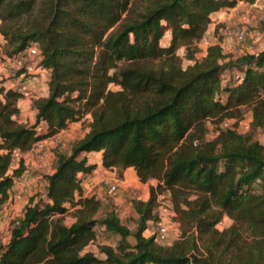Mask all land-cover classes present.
Here are the masks:
<instances>
[{"label":"trees","instance_id":"obj_1","mask_svg":"<svg viewBox=\"0 0 264 264\" xmlns=\"http://www.w3.org/2000/svg\"><path fill=\"white\" fill-rule=\"evenodd\" d=\"M235 4L0 0L5 58L36 46L37 65L48 71L46 95L30 103L32 124L18 121L21 95L0 76V206L25 171L22 159L11 168L13 149L28 151L84 113L91 117L70 153L56 156L44 197L28 200L0 244V264H264V146L254 137L264 132V49L233 59L217 41L185 69L176 55L184 47L194 60L188 48L202 39L212 14ZM168 31L169 44L161 46ZM156 60L162 66L154 70L148 64ZM230 68L240 78L222 84ZM247 111L248 131L220 128L223 120L237 126ZM207 120L216 126L210 140ZM91 152L119 177L132 168L141 183L156 181L146 201L132 202L133 230L113 211L95 217L100 201L81 187L96 168L84 155ZM164 192L181 229L167 247L143 236L147 222L157 220L155 201ZM70 208L74 219L67 225ZM223 218L230 224L218 230ZM97 226L117 238L115 247H100L101 256L85 251Z\"/></svg>","mask_w":264,"mask_h":264},{"label":"rangeland","instance_id":"obj_2","mask_svg":"<svg viewBox=\"0 0 264 264\" xmlns=\"http://www.w3.org/2000/svg\"><path fill=\"white\" fill-rule=\"evenodd\" d=\"M241 1L244 2L243 0ZM238 7H241V5ZM226 14H229V12L226 11ZM256 20H258V18H255V21ZM250 21L251 19L247 22L239 21L232 24V26L230 25V22H227V24L223 22V24H219V26H216L214 29L211 26L207 27L202 39L198 42L192 43L188 48V50L194 52V60L187 57L188 52L184 47H181L176 51V55L180 58L181 67L185 69L186 67L192 65L194 61H200L203 59L206 55L207 44L214 41H219L225 55H230L233 59L244 55L246 50L244 49L243 43H245L248 39L249 33L254 30V26L251 25L252 22ZM242 26L246 28V39L244 42L239 43L235 40L233 33L237 28ZM212 35L215 40L212 39ZM228 37H231V43L225 41ZM169 40L170 32L168 31L165 32L160 41V45L168 46ZM3 45L4 40L0 36V76L5 74L4 80L6 81V88L14 89L18 86L20 79H18V74H16L14 68H12L11 63L9 64L8 62H5L6 55L3 51ZM238 45H240V47ZM233 46H236L235 50L232 49ZM29 59L28 55L25 56V60ZM148 66L157 70L162 66V62L156 60L149 63ZM235 75H240V73L235 68H230L221 77V83H228V80L234 79ZM45 77L46 74L41 73L37 76H31L26 79V83L32 93V99L43 95ZM109 88L113 91L119 90L118 87L112 85H110ZM31 101H29V104L26 103L28 101H22V103L25 104H23V108L21 109V115L18 120L19 122H27L28 124H32L34 122V116L32 115L30 109ZM243 119V124L246 123V125H248L250 123L251 117L248 111L244 114ZM90 121V114L87 112L84 113L78 121L70 123L66 130L55 135L54 138L46 139V143L40 152L34 151L31 148L25 159L21 157V159L23 161L25 160L26 163L25 171L21 177L15 180V185L13 186L14 191L12 190L13 192L19 193L21 198L7 201L0 206V244L7 240V232H9L10 228L16 225L17 221L20 220L24 206L28 203V200L32 199L35 201L38 198L44 197V177L52 171L56 156L58 154L67 155L70 153L71 145L75 141L81 139L89 131ZM205 126L207 128V139L210 140L215 135V121L207 120L205 122ZM243 131L244 129L239 130L240 133H243ZM254 137L261 145L264 146V132L258 130L254 133ZM92 157H94V155ZM113 179L123 181V185L120 186L119 191L114 196L106 197L104 195L106 185L103 181H112ZM155 184L156 181L153 180L147 182L146 184L141 183L132 170H130V172L126 175L122 174L121 177L117 175L115 170L112 172V175H108L107 173L103 174L101 172L93 176H87V178L82 181L81 187L83 193H86L87 195H95L99 199L100 210L95 215L99 221L104 218L106 213L113 211L124 225L133 230L136 225L137 215L132 208V202L146 201L149 197L148 187ZM154 211L162 215L164 218V225L168 232H166L163 238H161L160 234L156 230V226L152 223V221H149L146 224V231L143 233V236L150 237L151 233L155 232L153 236L157 237L155 242L158 245L163 247L170 246L174 241L180 238L181 229L168 193L164 192L157 196ZM172 214H174V216ZM73 219V210L70 208L64 214V222L68 225L73 221ZM229 224V220L227 218H223L216 225V228L218 230H222ZM116 239L115 235L107 233L104 230L97 231L95 232L94 241L86 247L85 251L101 256L100 247H115ZM129 241L132 242L133 239L130 238Z\"/></svg>","mask_w":264,"mask_h":264},{"label":"built area","instance_id":"obj_3","mask_svg":"<svg viewBox=\"0 0 264 264\" xmlns=\"http://www.w3.org/2000/svg\"><path fill=\"white\" fill-rule=\"evenodd\" d=\"M233 36L237 42H239V43L244 42L246 39V28L243 26L240 28H237L234 31ZM38 54L39 53H38L37 47L32 46V47L26 49L23 52V55H19L17 57H13V58H6L5 62H8L9 64L11 63L12 68H14L15 72H18V71L21 72L20 76H19L20 80H19L18 86H16L14 89L21 95L22 101H28L29 102L32 100V93L30 91L28 84L26 83V79L31 77V76H37L41 73L48 74V71L46 69L38 67V65H37L38 64ZM27 55L30 58L29 60H25V56H27ZM2 77L4 78L5 74H2ZM237 78H240V75H235V79H237ZM243 120L244 119L239 121L237 123V126H233V123H234L233 120H223L220 124V128H222V129H225V128H232L233 129L234 128L238 132H239V130L244 129V131H243V133H244V132L248 131L249 124L248 125H246V123L243 124ZM37 130L41 131V128H38ZM54 137H55V135L52 137H49L47 139L54 138ZM45 143H46V139L38 141V142L34 143L31 148L34 151L40 152ZM21 157H22V152L19 149H13L11 151V161H12L11 168H15L17 166V163L19 162ZM103 183L106 185V190L104 193V195L106 197L114 196L119 191L120 186H122L121 181H118L115 179H113L112 181L105 180V181H103ZM14 185H15V181H14L13 186ZM12 190H13V187L11 188L10 193L8 192L7 201L16 200V199L21 198L19 193L13 192L14 190L13 191ZM84 194L87 195L86 193H84ZM172 215L174 216V214H172ZM152 223L156 226V230L160 234V237L163 238L164 234L166 232H168V230L164 225V218L162 217V215L157 213V220L152 222ZM100 230H102V228L100 226L95 227V232L100 231ZM7 233L9 235V232H7ZM154 233L155 232H152L150 236H153ZM156 238L157 237H155V240H156Z\"/></svg>","mask_w":264,"mask_h":264},{"label":"crops","instance_id":"obj_4","mask_svg":"<svg viewBox=\"0 0 264 264\" xmlns=\"http://www.w3.org/2000/svg\"><path fill=\"white\" fill-rule=\"evenodd\" d=\"M240 5H241V7H238ZM226 11L229 12V14H226ZM255 18H258V20L255 21ZM249 19H251L250 22H252L251 25L254 26V30H252L249 33L248 39L245 41V43H243V46H244V49L246 50L245 54H257L264 49V0H256L252 4L242 2L241 0H236V4L234 7L223 8V9L215 12L214 14H212V22L209 24L208 27L211 26L214 29V28H216V26H219V24H221V23L223 24V22H225L226 24H227V22H230V25L232 26V24H235L236 22H239V21H246L247 22V21H249ZM230 38L231 37H228L225 41L228 43H231L232 39H230ZM212 39L215 40L213 35H212ZM214 43H216V41L208 43L207 47L209 45L214 44ZM238 46L240 47V45H238ZM232 49L235 50L236 46H233ZM223 54H225L224 51H223ZM44 80H45L44 93H43V95H40V97L46 95L47 74H46V77L44 78ZM4 86L6 87V81L4 82ZM26 103L29 104V102H26ZM23 104H25V103L20 102V104H19L21 109L23 108ZM31 112H32V115L34 116V112L32 110H31ZM29 151L30 150L22 152L23 159H25V157H27ZM84 155L89 158L90 163L96 164V168L94 170H92L91 173L84 176L81 180V183L85 178H87V176H93V175H96L97 173H101V172L103 174L107 173L108 175H112V172L116 170V169H106V168L102 167L101 163H100L99 154L96 152H91V153H87ZM93 155H94V157H92ZM95 155H96V157H95ZM23 162H24V167H25V165H26L25 160ZM130 170H132L134 172V170L132 168H127L122 172V174L126 175L127 173L130 172ZM50 173H48V174H50ZM48 174H46V175H48ZM46 185L47 184H46V180L44 177L43 186H44L45 191H46ZM121 185H123V181H121Z\"/></svg>","mask_w":264,"mask_h":264},{"label":"bare ground","instance_id":"obj_5","mask_svg":"<svg viewBox=\"0 0 264 264\" xmlns=\"http://www.w3.org/2000/svg\"><path fill=\"white\" fill-rule=\"evenodd\" d=\"M154 213V212H153Z\"/></svg>","mask_w":264,"mask_h":264}]
</instances>
